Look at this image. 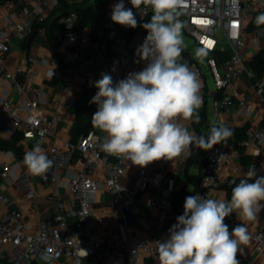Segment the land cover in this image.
Returning a JSON list of instances; mask_svg holds the SVG:
<instances>
[{"label":"built area","instance_id":"2783aa9c","mask_svg":"<svg viewBox=\"0 0 264 264\" xmlns=\"http://www.w3.org/2000/svg\"><path fill=\"white\" fill-rule=\"evenodd\" d=\"M58 0H0V133L8 129L10 133L21 132L31 141L27 152L37 144L44 149V142L53 133L55 124L62 116L56 112L49 115L44 109L45 91L34 85L37 76L35 64L45 62L55 65L54 58L42 60L35 54H26L25 62L9 65L8 54L16 42L27 40L34 31L36 23L47 19ZM127 8H132L137 27L135 34H142L144 42L147 34L141 26L153 14L150 5L141 4L133 8L128 1ZM177 19L183 23L182 31L199 47L206 51L205 64L196 60L187 65L198 74L201 84L205 75H210L220 97L214 102L215 117L220 119L223 111L229 112L241 108L249 113L253 101L242 96V77L245 76L254 88L259 101L264 104V74L258 76L251 65L253 57L249 55L248 40L245 34L253 33L256 17L264 13V0H183L177 9ZM77 14L71 11L61 21L64 28L58 32V39L64 45V58L70 66L65 81L80 78L81 71L88 68L95 81L107 73L114 84L126 78L129 73L141 71L146 61L137 54L141 44L123 42V28L113 23L111 17L105 24L106 34L98 38L91 36V31L76 28ZM125 27V26H123ZM264 35V25L256 27ZM222 32L223 38L217 35ZM38 32H46L40 27ZM88 51L84 52V47ZM229 49V56L224 61L218 60L214 53ZM184 60L181 53L180 63ZM7 86L20 95L15 103L10 98ZM200 96L203 99L202 89ZM65 109L76 105L75 98L55 100ZM264 120V112H263ZM192 120L178 122L195 135ZM105 134L90 129L77 139H63L58 143L50 139L48 148L43 151L52 167L46 173L38 175L45 185L61 183L65 178L68 195L63 196L57 190L46 195V201L55 205L49 218L28 217L13 206L11 190L17 189L37 207L39 193L32 181L29 170L20 171L13 161V152L1 149L0 153V262L3 264H137L142 254L157 255V241L169 236V229L176 223L180 213L174 204L177 192L182 190L174 176L165 175L163 169L170 160L161 159L145 167L132 164L123 156L104 152L100 144ZM244 146L264 147V126L250 130L240 141ZM192 146L178 156L177 165H187L192 153ZM80 153L83 165L73 167L76 154ZM230 154L223 144H215L204 154L200 170L198 188L182 195H200L206 199H217L215 188L226 181L223 167L228 163ZM251 167L259 171V165ZM102 169L104 179L96 177ZM107 191L115 212L120 215L116 223V233L111 236L103 230L107 218L96 212L95 195ZM145 197L149 210L155 220L156 232L148 240L129 231V215L138 217L140 207L137 198ZM94 197V198H93ZM218 200V199H217ZM233 227L241 224L237 214L228 217ZM139 221L144 223L140 218ZM255 249L264 251V230L253 232ZM239 264H246L237 256Z\"/></svg>","mask_w":264,"mask_h":264},{"label":"clouds","instance_id":"9594fccd","mask_svg":"<svg viewBox=\"0 0 264 264\" xmlns=\"http://www.w3.org/2000/svg\"><path fill=\"white\" fill-rule=\"evenodd\" d=\"M130 3L133 8L146 4L152 9L150 21L141 25L147 36L137 49L146 66L115 84L107 73L95 82L98 91L90 103L97 105V111L91 121L105 134L101 149L145 167L161 159L173 160L190 146L209 150L226 141L233 135L227 125H213L207 136H197L178 122L193 118L198 122L202 106L198 74L187 63L179 62L184 41L177 9L183 0ZM111 20L137 27L136 16L132 8L125 7L124 0L113 6ZM256 24L264 25V13L256 17ZM197 52L207 54L204 49ZM24 164L34 175H42L52 167L39 144L25 153ZM262 201L264 176L257 177L252 167L247 179H241L232 189L230 200L187 196L184 212L169 229L168 238L157 241L160 264H239L237 253H242L241 246L250 240L244 222L257 221L264 209ZM233 212L243 223L230 233L224 221Z\"/></svg>","mask_w":264,"mask_h":264},{"label":"crops","instance_id":"0c3cea01","mask_svg":"<svg viewBox=\"0 0 264 264\" xmlns=\"http://www.w3.org/2000/svg\"><path fill=\"white\" fill-rule=\"evenodd\" d=\"M30 3V0H25ZM70 3L78 2L79 0H68ZM92 2V0H91ZM119 2V0H112L109 3V17H111L113 6ZM125 7L128 6V0H124ZM51 11H48L47 19L50 21ZM119 25V24H118ZM120 26V25H119ZM262 26V25H261ZM253 33L245 34V38L248 40V50L249 55L254 57L259 51L264 49V35L258 33L256 27L257 24L253 25ZM46 29V27H45ZM86 31H91L89 26L84 28ZM60 31V30H59ZM55 31L52 35L50 32H38L34 36L29 50L23 47L22 43L24 41L16 42L8 54L9 65L13 67L17 63L25 62L26 54H35L42 60L54 58L56 60L55 65H50L45 62H40L35 64L37 70V76L34 79V85L42 88L45 91L46 103L44 109L46 112L53 116L56 112L60 113L62 119L55 124L53 133L44 142V149L46 151L50 142V139L54 138L58 143L63 139H73L69 130L75 119V112L78 103H80L83 95L87 94L89 97H93V89L96 87L95 78L92 71L88 68L81 71L80 78L69 79L68 82L65 81V75L69 71L70 66L64 58L65 47L60 43L58 39V32ZM103 35L102 33L100 36ZM144 37L142 34H135L132 38L128 39L127 36L122 31L121 40L123 42H133L134 44H141ZM183 51L187 52L192 60H196L199 63L205 64L204 54H200L198 57H194L190 49H200V47L189 37V40H183ZM55 44V45H53ZM54 46V48H53ZM84 52L88 51V46L84 47ZM225 50L228 47L225 46ZM219 52V51H218ZM229 56V53H228ZM227 57H223L224 61ZM242 96L246 99L253 101V108L249 113H245L241 108L226 112L223 111L220 114V119L217 120L215 117V106L214 102L220 97V93L216 91L214 83L210 75H205L202 83V106L198 109L199 121L193 123V128L196 130V126L199 128V136H207L209 134L210 127L227 125L229 128H242L247 126L246 134L252 130L264 126L263 112L264 104L259 101V98L250 85V81L247 77H242ZM10 91L9 98L17 103L20 101V95H18L12 87L7 86ZM97 89V88H96ZM91 92V94H90ZM75 98L76 105L72 109H65L55 103V100H63L68 98ZM203 117V118H202ZM15 133L20 134V140L18 145L23 152V156L18 155L14 149H9L13 152V161L16 162L17 169L20 171L28 170L24 164V156L27 153V148L30 146L31 141L23 137V134L19 131L10 133L8 129H3L0 133L1 138L10 139ZM77 139V138H76ZM219 144H223L226 147L227 152L230 154V159L223 167V174L226 181L223 185L213 190V194L218 200H230L232 189L240 182L241 179H247V173L251 169L253 163L259 165V171L256 172V176H264V147H258L255 145L244 146L240 141L236 140L234 136L227 138ZM8 149V148H0ZM207 150L198 148L194 156H190L187 165L183 168H179L177 165V158L170 160V162L164 167L163 171L167 176H174L179 184L185 187V192L195 191L199 185L200 170L202 166V161L204 154ZM1 156V153H0ZM76 161H73V167H78L75 165ZM83 165V164H82ZM81 165V166H82ZM96 177L104 179V174L102 169H99L96 173ZM256 177H253V181ZM32 181L34 186L37 188L39 193V203L37 207L33 205L32 200L28 199L23 193L13 188L11 190V197L13 198V206L22 211L25 216L28 217H39V218H49L55 210V205L48 203L46 195L50 193L51 190H57L61 195L67 196L68 189L65 187V178L61 183H53L45 185L42 183L38 175H32ZM249 182H252L249 180ZM94 198V197H93ZM95 210L97 213L104 215L107 218V223L103 230L109 235L113 236L116 233V223L120 219V215L115 212L114 206L111 202V195L107 191H99L95 195ZM184 202V201H183ZM261 203H264L262 201ZM137 204L140 207V212L138 217L129 215V231L131 234H138L145 239H152V232L156 230L155 220L152 213L149 210L147 198L139 196L137 198ZM2 210H0V216L2 215ZM142 219L144 223H141L139 219ZM229 227V232L231 233L234 228L229 224V220L225 222ZM243 222L241 221V224ZM246 223L248 232L250 234V240L247 245L241 246L242 253L238 251L237 256H239L246 264H264V251H257L255 249V239L253 237V232L258 229L264 230V209L258 213V218L256 222H244ZM151 229H153L151 231ZM0 264H3L0 262ZM137 264H160L159 256L142 254Z\"/></svg>","mask_w":264,"mask_h":264},{"label":"trees","instance_id":"16d2710c","mask_svg":"<svg viewBox=\"0 0 264 264\" xmlns=\"http://www.w3.org/2000/svg\"><path fill=\"white\" fill-rule=\"evenodd\" d=\"M85 1V0H84ZM112 0H92L91 3H70L68 0H58V2L54 5L51 17L52 19L48 21L45 20L43 23H36L34 26V31L32 35L22 43L23 47L29 50L30 44L36 35L38 29L40 27H46L47 31L51 33V35L55 31H59L64 28V24L61 19L68 15L71 11L76 12V28H84L89 26L91 28V36L93 38H98L100 34H106L105 24L109 19V3ZM130 2V0H128ZM152 16V15H151ZM151 16L144 22H148L151 19ZM123 32L127 36L128 39L132 38L134 35L136 28L123 27ZM145 30V29H144ZM146 34L147 31L145 30ZM55 45V44H53ZM54 48V46H53ZM229 51H219L214 53L220 61H222L223 57L228 56ZM192 61L189 54L184 51V60L181 63H189ZM252 67L256 70L258 76H262L264 74V49L259 51L251 60ZM97 111V105L95 103H78L75 112L74 122L69 130V134L73 139L78 138L81 134L86 133L90 129H93L97 132L100 130L97 129L91 121L93 114ZM203 118V117H202ZM233 131V135L236 140L241 141L246 136L247 126H243L242 128H231ZM195 135L199 136V128L196 126ZM21 135L15 133L10 139H5L0 137V148H8L14 149L18 155L23 156V152L18 145V141L20 140ZM191 156L197 152L198 148L192 146ZM191 159V158H190ZM189 159V160H190ZM75 165L80 167L83 164L82 155L77 152L75 158ZM185 187L179 192H177L175 196V207L176 209L183 214L184 212V202L182 200V195L185 192ZM227 221V217L225 221Z\"/></svg>","mask_w":264,"mask_h":264},{"label":"rangeland","instance_id":"374dc122","mask_svg":"<svg viewBox=\"0 0 264 264\" xmlns=\"http://www.w3.org/2000/svg\"><path fill=\"white\" fill-rule=\"evenodd\" d=\"M78 2L80 3H91V0H79ZM78 2H74V3H78ZM217 35L220 37V38H223V35H222V32L220 30L217 31ZM182 37H183V40H186L188 39L189 40V36H187V34H185L183 31H182ZM191 52H192V55L194 57H198L199 56V53L197 52L196 49H190ZM98 91V89H93V91H91L93 93V96L96 94V92ZM90 92V94H91ZM92 100L91 97H89L87 94L83 95L80 103H90V101Z\"/></svg>","mask_w":264,"mask_h":264}]
</instances>
